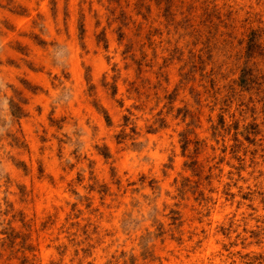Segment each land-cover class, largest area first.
<instances>
[{
    "label": "rangeland",
    "instance_id": "rangeland-1",
    "mask_svg": "<svg viewBox=\"0 0 264 264\" xmlns=\"http://www.w3.org/2000/svg\"><path fill=\"white\" fill-rule=\"evenodd\" d=\"M0 264H264V0H0Z\"/></svg>",
    "mask_w": 264,
    "mask_h": 264
}]
</instances>
